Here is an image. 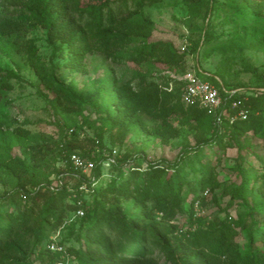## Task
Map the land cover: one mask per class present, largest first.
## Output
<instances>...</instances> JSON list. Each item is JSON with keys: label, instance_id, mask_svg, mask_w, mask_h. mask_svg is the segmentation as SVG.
<instances>
[{"label": "rangeland", "instance_id": "obj_1", "mask_svg": "<svg viewBox=\"0 0 264 264\" xmlns=\"http://www.w3.org/2000/svg\"><path fill=\"white\" fill-rule=\"evenodd\" d=\"M4 1L0 0V24L7 18L19 20L25 27L13 36L0 32V80L11 86L0 101V204L8 213L15 210L9 198L19 184L25 185L28 191L35 182L51 189L72 173L63 161L61 150L71 140L65 133L74 127L80 128L81 138L89 139L84 147L91 157L100 155L95 163L91 158L82 157L80 150L72 149L84 161L93 162L95 168L100 165L102 173L97 184L103 189L117 176L115 168L126 166V160L127 165L143 170L160 165L172 174V165L188 154L187 159L191 158L195 168H199L194 152L200 143L209 139V130L194 119L182 126L177 121L178 114L169 105H160L153 111L165 116L169 128L162 119L138 111L139 122H128L122 132L107 130L100 141L96 130L87 124L103 126L98 119H108L109 107L112 115H118L121 109L117 101L124 93H131L123 88L135 89L138 73H145L161 84L183 81L188 74L196 73L223 75L225 80L237 85H249L257 81L255 71L264 69V12L258 13V20L254 22L253 18L234 10L237 0H144L145 4L138 9L132 3L128 14L140 21L148 34L127 37L113 54L105 52L101 32L89 29H85L86 38L94 40L90 48L73 51L63 45L61 50H55L40 22L39 0H8L3 5ZM72 1L75 17L84 14V20L89 8L101 3V0ZM251 3L259 5L260 1ZM239 4L246 6L244 1ZM206 34L213 37L211 44H206ZM249 139L252 145L242 151L243 162L236 148L218 154L222 157L218 170L222 185L240 183L234 171L237 164L259 170L258 156L264 157V142L251 135ZM214 157L211 152L205 156L210 160ZM94 169L85 174L93 187L96 185ZM186 171L188 179H192L194 173L189 168ZM74 184L70 180L69 187ZM186 191L185 186L184 195ZM216 192L219 196L221 190ZM87 199L91 202L92 197L88 195ZM108 199L109 202L101 200L104 207H117L139 216L140 207L135 208L133 200L111 195ZM228 201L229 196L222 199L221 206L210 204L203 215L223 219ZM187 204L185 208L189 209ZM246 213L247 209L239 206L230 210L234 218ZM174 221L182 224L186 218L177 215ZM80 223L78 219L72 224L68 221L51 232L50 249L53 244L63 249L61 242L64 247L79 248V240L84 237ZM239 241L242 250H246L244 234ZM27 248L19 251L34 252L31 239ZM255 248L264 252L261 244H255ZM13 261L6 259L2 264Z\"/></svg>", "mask_w": 264, "mask_h": 264}, {"label": "trees", "instance_id": "obj_2", "mask_svg": "<svg viewBox=\"0 0 264 264\" xmlns=\"http://www.w3.org/2000/svg\"><path fill=\"white\" fill-rule=\"evenodd\" d=\"M243 1L246 6L240 7L239 2ZM251 1L237 0L233 8L257 22L258 13L264 12V0H259V5H253ZM39 4L42 7L40 22L55 50H61L63 45L73 51L90 48L94 40L86 38L85 29L101 32L102 44L108 54L117 52L127 37L148 34L143 24L128 14L130 4L138 9L145 4L144 0H101L99 5L89 8L85 20L84 14L75 17L72 0H39ZM23 28L19 20L4 18L0 24V32L10 36L20 34ZM212 40L213 37L206 34V44H211ZM256 72L257 81L249 85H237L225 80L223 75L198 74L213 84L222 96L223 103L218 112L220 121L206 109L185 105L184 80L161 84L145 73H138L135 89L123 88L131 93H124L117 101L120 113L112 115L109 107L108 119H98L103 126L87 124L96 130L100 141L107 130L122 132L128 122H139L138 111L162 119L169 128L164 115L153 113L160 105H169L172 112L178 114L177 121L182 126L189 125V120L194 119L209 130V139L200 143L194 152L199 168H195L191 158L187 159L188 154L172 165V174L160 165H150L143 170L127 165L126 160L124 164L129 170L124 171L123 166L115 168L117 176L103 189L97 184L102 169L96 165L93 171L96 185L93 187L85 174H81V178L74 176L69 156L76 154L72 149H78L82 157L98 163L100 155L92 158L90 151L85 149L84 144L89 139L80 137V128H72L71 134L69 129L64 136H71V140L61 152L72 173L59 180L63 185L52 190L35 182L28 191L25 185L19 184L9 198L15 204V210L8 213L0 204V264L6 259L14 260L12 264H264V252L255 248V244L264 246V157L258 156L259 170L236 165L238 185L225 186L224 181L222 185L218 173L222 161L218 156L220 152L224 154L227 149L236 148L243 162L242 151L252 145L250 135L264 142V69ZM9 88V83L0 80V101ZM236 101H240V106L233 109L232 103ZM240 110L248 112L247 118L232 121ZM90 142L95 144L93 140ZM207 152H211L214 159L205 158ZM187 168L194 173L192 179H188ZM70 180L75 182L73 187H69ZM83 184L88 191L80 190ZM217 189L221 190L219 196ZM88 195L92 197L91 202ZM110 195L133 200V206L140 207L139 216H132L117 207H104L101 200L109 202ZM228 196L223 219L197 215V204L207 210L210 204L221 206L222 199ZM186 204L189 209L185 208ZM235 206L246 208V215L230 216V210ZM79 209L83 210V217H76ZM177 215H183L186 221L174 223ZM77 219L84 231V237L79 240L80 247H64L61 242V251L51 250L50 233ZM243 234L247 238L246 250H242L239 241ZM30 239L35 251L31 254L20 252L23 247L28 249ZM46 243L48 245L44 246Z\"/></svg>", "mask_w": 264, "mask_h": 264}, {"label": "built area", "instance_id": "obj_3", "mask_svg": "<svg viewBox=\"0 0 264 264\" xmlns=\"http://www.w3.org/2000/svg\"><path fill=\"white\" fill-rule=\"evenodd\" d=\"M186 82V87L184 89V95H183V101L185 105L187 106H197L201 109H206L210 114H212L214 117L218 116V120L220 121V115H218V112L221 108V105L223 103L222 96L219 92V90L210 82L205 81L202 77H200L196 73H190L187 75V77L184 79ZM232 94L235 93V91L231 92ZM240 106V101H236L232 103V108L237 109ZM248 112L245 110H240L236 117L232 119V121L235 118H240L242 120H245L247 118ZM218 121V122H219ZM73 133V129L69 130V134ZM69 161L71 163L72 168L75 171L74 176L76 178H81V174H86L87 172H91L95 168V164L93 162L84 161L79 155L77 154H71L69 156ZM63 185L61 181L58 182V184L55 187H52L51 189L54 190L55 188H59ZM81 191H88L86 184H83L80 187ZM70 192H72V189H69ZM80 205V202H78ZM195 211L198 216L203 215V210L201 207L197 204ZM84 212L82 209H79L76 212V217H83ZM52 250L61 251V248H56L53 244L51 247Z\"/></svg>", "mask_w": 264, "mask_h": 264}]
</instances>
